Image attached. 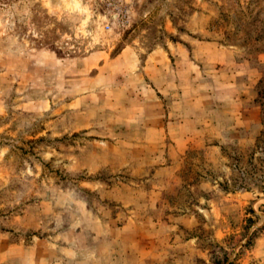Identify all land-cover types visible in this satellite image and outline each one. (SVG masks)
Segmentation results:
<instances>
[{"label":"rangeland","instance_id":"1","mask_svg":"<svg viewBox=\"0 0 264 264\" xmlns=\"http://www.w3.org/2000/svg\"><path fill=\"white\" fill-rule=\"evenodd\" d=\"M0 264H264V0H0Z\"/></svg>","mask_w":264,"mask_h":264},{"label":"crops","instance_id":"2","mask_svg":"<svg viewBox=\"0 0 264 264\" xmlns=\"http://www.w3.org/2000/svg\"><path fill=\"white\" fill-rule=\"evenodd\" d=\"M256 107L250 108L248 113L255 114ZM214 122H211L209 126V131L213 136H219L222 137L223 132L230 131L231 134H238L240 135L241 139H249L257 137L260 133L258 119L255 117H243V120L240 121V124L233 121L228 123H222V121H219L218 119L213 117ZM236 120V119H234Z\"/></svg>","mask_w":264,"mask_h":264}]
</instances>
